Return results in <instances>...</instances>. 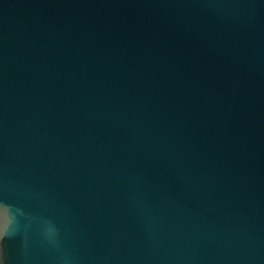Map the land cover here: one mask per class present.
Masks as SVG:
<instances>
[{"label":"water","instance_id":"95a60500","mask_svg":"<svg viewBox=\"0 0 264 264\" xmlns=\"http://www.w3.org/2000/svg\"><path fill=\"white\" fill-rule=\"evenodd\" d=\"M0 264H264V0H0Z\"/></svg>","mask_w":264,"mask_h":264},{"label":"clouds","instance_id":"9594fccd","mask_svg":"<svg viewBox=\"0 0 264 264\" xmlns=\"http://www.w3.org/2000/svg\"><path fill=\"white\" fill-rule=\"evenodd\" d=\"M6 235H7V229L2 234H0V240H2Z\"/></svg>","mask_w":264,"mask_h":264}]
</instances>
